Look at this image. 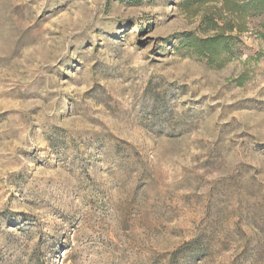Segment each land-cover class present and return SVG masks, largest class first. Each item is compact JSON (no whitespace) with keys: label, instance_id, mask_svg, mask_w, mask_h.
Here are the masks:
<instances>
[{"label":"rangeland","instance_id":"1","mask_svg":"<svg viewBox=\"0 0 264 264\" xmlns=\"http://www.w3.org/2000/svg\"><path fill=\"white\" fill-rule=\"evenodd\" d=\"M211 6L0 0V264H264V12L209 63Z\"/></svg>","mask_w":264,"mask_h":264},{"label":"trees","instance_id":"2","mask_svg":"<svg viewBox=\"0 0 264 264\" xmlns=\"http://www.w3.org/2000/svg\"><path fill=\"white\" fill-rule=\"evenodd\" d=\"M209 3L214 6L208 8L200 20L203 36L184 33L177 47L185 48L211 63L219 56L232 52L237 38L232 33L242 32L246 29L248 17L264 12V0H181L183 8L193 10Z\"/></svg>","mask_w":264,"mask_h":264}]
</instances>
